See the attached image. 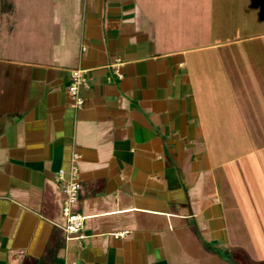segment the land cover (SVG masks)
Instances as JSON below:
<instances>
[{
	"label": "crops",
	"instance_id": "crops-1",
	"mask_svg": "<svg viewBox=\"0 0 264 264\" xmlns=\"http://www.w3.org/2000/svg\"><path fill=\"white\" fill-rule=\"evenodd\" d=\"M226 2L0 0V264H219L237 156L216 131H264V2ZM75 155L81 240L57 181Z\"/></svg>",
	"mask_w": 264,
	"mask_h": 264
},
{
	"label": "rangeland",
	"instance_id": "rangeland-1",
	"mask_svg": "<svg viewBox=\"0 0 264 264\" xmlns=\"http://www.w3.org/2000/svg\"><path fill=\"white\" fill-rule=\"evenodd\" d=\"M261 1L264 2L259 0L260 3ZM216 4L218 7L220 3ZM230 5L229 0L224 3L227 14L230 13ZM226 20L225 26L221 24L226 32L220 33L221 35L214 34L216 38H233V19H228L229 25ZM216 132L223 136L217 140L218 147L212 146V156H219L228 161L231 156H237V159L227 163L219 173L225 177L222 183V198L226 205L225 223L230 241L225 246L221 245L220 249L211 244V251L214 253L220 250L219 264H264V131H244L252 133V139L244 137L241 145L238 140L235 144L234 131ZM256 148L261 149L257 152ZM240 154L243 155L242 158H239ZM228 186H231L230 189ZM215 261L212 258L211 264H216Z\"/></svg>",
	"mask_w": 264,
	"mask_h": 264
},
{
	"label": "built area",
	"instance_id": "built-area-1",
	"mask_svg": "<svg viewBox=\"0 0 264 264\" xmlns=\"http://www.w3.org/2000/svg\"><path fill=\"white\" fill-rule=\"evenodd\" d=\"M120 77V74L117 72ZM89 79L84 69L73 70L70 77V84L68 87V94L72 102V107L80 111L83 109L85 100L82 92L88 88ZM78 155H75L70 167L65 170L61 169L57 174V181L60 183L64 200L62 205V214L65 219L63 230L67 239H84L82 234L84 217L75 211L78 203L79 194L81 190L79 167L77 161ZM126 233H121L118 236H124Z\"/></svg>",
	"mask_w": 264,
	"mask_h": 264
}]
</instances>
